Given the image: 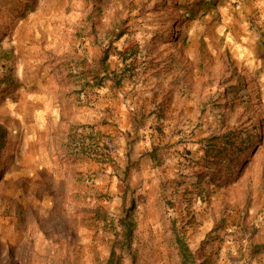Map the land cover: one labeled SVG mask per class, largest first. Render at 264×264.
I'll use <instances>...</instances> for the list:
<instances>
[{
	"label": "rangeland",
	"instance_id": "374dc122",
	"mask_svg": "<svg viewBox=\"0 0 264 264\" xmlns=\"http://www.w3.org/2000/svg\"><path fill=\"white\" fill-rule=\"evenodd\" d=\"M94 2L95 13L85 0H0V264H181L177 237L191 264H264V14L255 0ZM107 46L111 68L128 73L118 95L100 90L93 106L79 68ZM110 108L130 114L112 116L131 122L121 167L69 158L74 122L94 113L99 122ZM230 132L228 150L250 139L237 174L234 154L220 163L205 143ZM83 206L102 208L112 225L74 228L69 216ZM129 211L130 254L113 257Z\"/></svg>",
	"mask_w": 264,
	"mask_h": 264
},
{
	"label": "trees",
	"instance_id": "16d2710c",
	"mask_svg": "<svg viewBox=\"0 0 264 264\" xmlns=\"http://www.w3.org/2000/svg\"><path fill=\"white\" fill-rule=\"evenodd\" d=\"M85 2L88 5L93 6V13L99 11V7L94 2V0H85ZM26 10L27 9L24 8L21 11L22 16L24 15ZM120 38L121 36L120 34H118L117 37L114 38V40L118 41ZM110 51H111L110 46L105 47L104 49H102L101 55L96 61H93L92 64H88L87 62H84L81 68H79L81 69L79 74L81 79L80 94H83L85 96V99L87 100V102L90 103V105H92V103L96 100L97 93H99L100 90L103 91L104 89H106L107 91L106 93H108V95L111 97L118 95L123 85V81L125 80V77L128 73V67L126 66H123L118 70L111 68ZM127 57L128 56H126L122 61L126 62L129 59ZM74 77L75 76L71 73L67 75V78L64 80V82L68 83L72 81L71 79H73ZM103 112H105L106 115L108 114L107 110H103ZM105 113L103 114L105 115ZM106 118H102L95 125L89 127L80 126L74 128L71 131V136H68V142H67L69 152L71 153V154L69 153L68 155L69 158H73V161L82 159L85 162H93L98 164L102 168L109 167L115 169L116 171L119 167H121L120 165L124 161L123 155L124 154L126 155V153L128 152V150L126 149V144L123 143L117 145L110 136H105L99 130H97V127L99 126L110 124L105 120ZM129 133L130 132H128L127 135ZM246 135H248V133ZM227 136H236V135L230 132L223 135L222 137L217 136L210 139H206L205 143H207V145H211L212 148L209 150H211L210 152L215 156V158L218 159L220 163L224 159H227L229 155L234 154V157L231 158V161L236 160V163H234L232 169L237 174L240 168L241 160L250 147V145L245 146L246 144H244L243 141L249 143L250 139L248 138L246 140L240 139L241 144L239 146H237V144H232L231 146L233 148H230L228 150V143H230L229 141L231 140V138ZM4 137H5V129L0 125V155L2 153L1 148L4 145ZM154 149L155 148L150 149L149 152H147L146 154V158H149L152 162L154 161L155 158ZM205 150H206L205 151V156H206L208 151L206 148ZM127 162H128V158L127 161L125 162L126 166L123 170L124 175L127 174V169H128ZM211 171H212L211 168L208 167L203 173L205 176L209 177L208 183L213 185L216 184V180L219 178H217V173H218L217 170L214 172ZM85 178L87 180V183L94 185L93 184L94 179H92L90 176H85ZM127 191H128V187L126 186L125 191L121 196L126 195ZM65 193L67 196L69 194V198L71 199H75V200L80 199L79 192H71L70 190L65 189ZM73 210L74 213H72L69 216V221L71 222L74 228H78L80 224L84 225L85 221L87 220L102 222L103 225H109V224L112 225L113 223V220L109 219L105 211L100 207L87 208V206H83L82 208L75 207ZM131 217L132 216L129 211V213H126V215L123 218L118 219L117 221L118 224L116 226L121 227L122 230L118 236L116 235L117 238L114 240V246L113 249L111 250L110 255L113 256L115 250L117 249L122 253L130 254V247H131V240L133 233ZM215 231L216 230H213V233ZM176 245H177L178 255L180 258V263L191 264L188 262L187 260L188 254H186L187 252H189V249L186 246V244L182 241V239L177 237ZM112 256L109 258L108 263H112Z\"/></svg>",
	"mask_w": 264,
	"mask_h": 264
},
{
	"label": "crops",
	"instance_id": "0c3cea01",
	"mask_svg": "<svg viewBox=\"0 0 264 264\" xmlns=\"http://www.w3.org/2000/svg\"><path fill=\"white\" fill-rule=\"evenodd\" d=\"M254 6L255 8L259 10V12L264 14V0H255ZM107 111H108V114H107L108 116L105 120L109 122L110 124L99 126L97 127V130H99L102 134L106 136L107 135L110 136L117 145L123 144V140L127 138L128 136L127 133L130 131L131 122H129V120H126L124 118L123 119L119 118L120 122H117V120L113 122L112 119L116 118V115L118 114V112L115 110L112 111V108H110ZM94 115L95 113L93 115L88 114L86 116H83L81 119L79 118L78 121H75L74 124L76 125V127H80V126L89 127V126L95 125L98 123V121H96L97 119L94 118ZM122 115L129 117L130 114L126 111H123ZM122 115L118 114V116H121V117Z\"/></svg>",
	"mask_w": 264,
	"mask_h": 264
}]
</instances>
